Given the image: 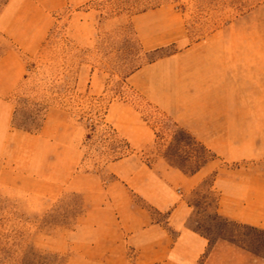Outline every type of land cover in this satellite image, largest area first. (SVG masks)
<instances>
[{
    "label": "crops",
    "instance_id": "crops-1",
    "mask_svg": "<svg viewBox=\"0 0 264 264\" xmlns=\"http://www.w3.org/2000/svg\"><path fill=\"white\" fill-rule=\"evenodd\" d=\"M93 1L6 0L0 8V37L8 44L0 53V189L9 196L46 204L66 191L78 192L83 209L78 230L86 232L94 246L108 245L113 264H264L234 245H210L188 226L192 206L187 201L214 174L211 189L216 194V214L264 230L261 37L226 27L184 46L182 20L171 8L160 6L132 17L145 52L170 44L178 47L136 69L126 82L215 155L218 165L207 162L192 175L170 166L160 154L149 160L134 158L154 145L156 133L128 101L110 102L106 110L108 124L131 150L108 165L113 176L109 181L80 173L78 142L63 109L48 106L34 133L12 126L14 96L29 73L23 58L42 49L56 12ZM83 80L79 72L78 84ZM87 90H98L94 74ZM137 200L163 220H156ZM223 252L231 257L225 258Z\"/></svg>",
    "mask_w": 264,
    "mask_h": 264
},
{
    "label": "rangeland",
    "instance_id": "rangeland-1",
    "mask_svg": "<svg viewBox=\"0 0 264 264\" xmlns=\"http://www.w3.org/2000/svg\"><path fill=\"white\" fill-rule=\"evenodd\" d=\"M5 1L0 0V8ZM160 6L169 7L180 16L184 46L231 27L242 35L261 37L264 47V0H95L78 9L65 7L54 15V27L38 54L23 58L29 73L21 91L14 96V124L31 129L42 122L48 106L63 109L78 142L80 173L109 181L113 179L108 170L111 158L105 153L114 144L108 139L111 126L105 110L110 102L128 101L156 133L154 145L142 154L136 153L134 158L149 160L153 154H160L174 166L194 169L207 155L126 82L129 74L157 56L178 50L170 44L156 52H145L132 27L133 16ZM82 39L84 42L78 43ZM6 45L0 37V53ZM79 72L84 80L78 84ZM91 74L95 76L97 92L87 90ZM88 132L91 136L86 139ZM208 162L219 164L215 159ZM213 180L214 174L209 175L187 198L192 206L188 226L205 236L210 245L224 242L245 247L252 257L264 260V233L214 216L216 194L209 188ZM136 202L156 220H163L162 215ZM82 212L80 195L73 190L46 204L26 196H9L0 189V243L18 255L33 249L40 255L35 259L37 264H113L108 245L94 246L87 241V233L78 230ZM223 255L231 257L228 252ZM2 264H15V258Z\"/></svg>",
    "mask_w": 264,
    "mask_h": 264
},
{
    "label": "trees",
    "instance_id": "trees-1",
    "mask_svg": "<svg viewBox=\"0 0 264 264\" xmlns=\"http://www.w3.org/2000/svg\"><path fill=\"white\" fill-rule=\"evenodd\" d=\"M160 50V49H158ZM158 50H155L153 52H156ZM161 56H157L156 58H154L153 60L157 59V58H160ZM107 110V109H106ZM106 110H105V113H106ZM40 125H41V122L37 125H34L31 129L30 128H26V127H23V126H17L14 124V119H13V122H12V126L16 129H19V130H22V131H26V132H36L38 131V129L40 128ZM178 131L184 135L189 141H191V143L193 145H196V146H199L200 149L203 151V153L205 155H207V157L203 160V161H200L198 163V165L192 169V170H185L181 167H178V166H174L172 165L166 156L163 155V157L166 159V161L170 164V166L172 167H175V168H178L179 170L182 171V173H184L185 175H192L194 174L195 172H197L202 166H204V164H206L209 160L211 159H215V155H213L210 151H208L207 149H205L203 146H201L198 142H196L193 138H191L187 133H185L182 129L180 128H177ZM109 132H108V135H109V140L112 141V143L114 145H109V148H108V152H106L105 154L106 155H109L110 156V162H114V161H117L125 156H128L129 154H131V150H130V147L128 145V143L124 140V139H121L117 136L116 132L114 131V129H112L111 127L108 128ZM91 132V131H90ZM88 132L86 134V139H89L90 136H91V133ZM211 184H209V188L211 189ZM215 205H216V197H215V201H214V216L218 219H222L224 220L225 222H233V221H230V220H227V219H224V218H221L219 217L216 212H215ZM244 228H250V229H253V230H256V231H259L261 233H264L263 230H260V229H257V228H254V227H249L247 225H243ZM194 230V229H193ZM195 232L199 233L197 230H194ZM201 236H203L201 233H199ZM205 237V236H203ZM206 238V237H205ZM207 239V238H206ZM242 249H244L245 251L247 252H251L249 249L245 248V247H241ZM13 257L15 258V264H37V261L35 260L36 257H40V255L34 251L33 249H29L28 251L26 252H23L21 253L20 255H18V253H16L15 251H10L4 247H2L1 243H0V264H2V262L4 261H7L9 259H13ZM264 258V256H263Z\"/></svg>",
    "mask_w": 264,
    "mask_h": 264
}]
</instances>
